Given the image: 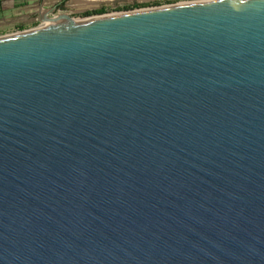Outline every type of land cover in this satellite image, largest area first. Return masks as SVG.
Here are the masks:
<instances>
[{
  "label": "water",
  "instance_id": "water-1",
  "mask_svg": "<svg viewBox=\"0 0 264 264\" xmlns=\"http://www.w3.org/2000/svg\"><path fill=\"white\" fill-rule=\"evenodd\" d=\"M51 14L0 37V264H264V0Z\"/></svg>",
  "mask_w": 264,
  "mask_h": 264
},
{
  "label": "crops",
  "instance_id": "crops-1",
  "mask_svg": "<svg viewBox=\"0 0 264 264\" xmlns=\"http://www.w3.org/2000/svg\"><path fill=\"white\" fill-rule=\"evenodd\" d=\"M107 2L101 0L97 4ZM90 4L91 0H0V36L42 25L47 17H53V11L59 13Z\"/></svg>",
  "mask_w": 264,
  "mask_h": 264
},
{
  "label": "rangeland",
  "instance_id": "rangeland-1",
  "mask_svg": "<svg viewBox=\"0 0 264 264\" xmlns=\"http://www.w3.org/2000/svg\"><path fill=\"white\" fill-rule=\"evenodd\" d=\"M93 4L90 5H84L83 7L80 8H74L72 10H67V11H59V13H67L70 14L71 18L74 20H85V19H89L92 17H96L97 16H101V15H96V16H90V17H83L82 13H73V12H79L80 10H86V13L89 11H95L98 9H101L103 7H111V8H115V7H125V6H135V5H149L147 7H143V8H138V9H145V8H152V7H159V6H166V5H171V4H176V3H183V2H191V1H206V0H107L109 2L107 3H102V4H97L98 1L101 0H91ZM106 1V0H104ZM94 8V9H93ZM78 9V10H76ZM138 9H134V10H138ZM132 11V10H129ZM127 11H120V12H115V11H109L107 14H104V16H112V15H117V14H121V13H125ZM60 26V25H59ZM38 27V26H37ZM58 27V26H56ZM2 36H6V35H1Z\"/></svg>",
  "mask_w": 264,
  "mask_h": 264
},
{
  "label": "trees",
  "instance_id": "trees-1",
  "mask_svg": "<svg viewBox=\"0 0 264 264\" xmlns=\"http://www.w3.org/2000/svg\"><path fill=\"white\" fill-rule=\"evenodd\" d=\"M149 5H135V6H125V7H117L115 9L116 12H120V11H129V10H134V9H138V8H143V7H147ZM108 11H110V9L108 8H102L100 10H95V11H90L87 12L85 14H83V17H90V16H96V15H103L106 14Z\"/></svg>",
  "mask_w": 264,
  "mask_h": 264
},
{
  "label": "bare ground",
  "instance_id": "bare-ground-1",
  "mask_svg": "<svg viewBox=\"0 0 264 264\" xmlns=\"http://www.w3.org/2000/svg\"><path fill=\"white\" fill-rule=\"evenodd\" d=\"M112 16H115V15H112ZM105 17H108V16H105ZM110 17V16H109ZM101 18H103V17H98V18H89V19H85V20H74V19H63V20H61L59 23H55V25L54 24H52V23H48V25L46 26V27H56V26H58L59 27V25L60 26H68V25H74V24H78V23H82V22H84V21H95V20H97V19H101Z\"/></svg>",
  "mask_w": 264,
  "mask_h": 264
},
{
  "label": "flooded vegetation",
  "instance_id": "flooded-vegetation-1",
  "mask_svg": "<svg viewBox=\"0 0 264 264\" xmlns=\"http://www.w3.org/2000/svg\"><path fill=\"white\" fill-rule=\"evenodd\" d=\"M103 8H106V7H103ZM107 8L110 9V12H111V11L113 12V11H115V9H116L117 7H115V8L107 7ZM101 9H102V8H101ZM98 10H100V9H98ZM89 12H90V11H89ZM108 12H109V11H108ZM108 12H107V13H108ZM115 12H116V11H115ZM85 13H86V12H85ZM85 13H84V14H85ZM107 13H106V14H107Z\"/></svg>",
  "mask_w": 264,
  "mask_h": 264
},
{
  "label": "built area",
  "instance_id": "built-area-1",
  "mask_svg": "<svg viewBox=\"0 0 264 264\" xmlns=\"http://www.w3.org/2000/svg\"><path fill=\"white\" fill-rule=\"evenodd\" d=\"M104 15V14H103ZM103 15H101V16H103ZM101 16H97V17H101ZM92 18H95V17H92ZM19 32V31H18ZM18 32H15V33H18ZM14 34V33H13Z\"/></svg>",
  "mask_w": 264,
  "mask_h": 264
}]
</instances>
